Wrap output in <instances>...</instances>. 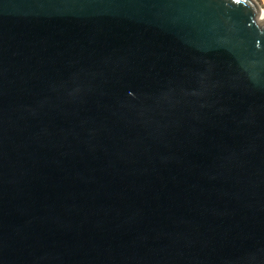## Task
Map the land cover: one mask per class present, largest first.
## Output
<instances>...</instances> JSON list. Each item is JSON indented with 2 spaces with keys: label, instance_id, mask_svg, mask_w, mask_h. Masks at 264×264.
I'll use <instances>...</instances> for the list:
<instances>
[{
  "label": "water",
  "instance_id": "obj_1",
  "mask_svg": "<svg viewBox=\"0 0 264 264\" xmlns=\"http://www.w3.org/2000/svg\"><path fill=\"white\" fill-rule=\"evenodd\" d=\"M259 9L0 0V264H264Z\"/></svg>",
  "mask_w": 264,
  "mask_h": 264
},
{
  "label": "bare ground",
  "instance_id": "obj_2",
  "mask_svg": "<svg viewBox=\"0 0 264 264\" xmlns=\"http://www.w3.org/2000/svg\"><path fill=\"white\" fill-rule=\"evenodd\" d=\"M258 19L264 20V9H259L258 11Z\"/></svg>",
  "mask_w": 264,
  "mask_h": 264
},
{
  "label": "rangeland",
  "instance_id": "obj_3",
  "mask_svg": "<svg viewBox=\"0 0 264 264\" xmlns=\"http://www.w3.org/2000/svg\"><path fill=\"white\" fill-rule=\"evenodd\" d=\"M260 6H261V9H264V0H255Z\"/></svg>",
  "mask_w": 264,
  "mask_h": 264
}]
</instances>
